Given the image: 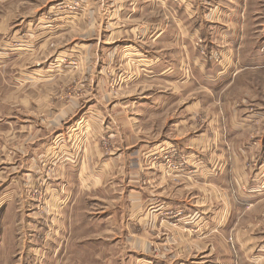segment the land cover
<instances>
[{
  "label": "rangeland",
  "instance_id": "1",
  "mask_svg": "<svg viewBox=\"0 0 264 264\" xmlns=\"http://www.w3.org/2000/svg\"><path fill=\"white\" fill-rule=\"evenodd\" d=\"M164 1L0 0V264H25L26 252L36 264H134L126 230L119 246L83 247L91 236L116 239L91 235L88 215L109 209L125 225L145 196L180 191L219 206V233L196 242L176 223L141 232L155 255L228 264L251 254L244 233L264 230V203L248 206L264 191V0ZM55 138L72 146L71 173L89 146L98 167L121 155L108 175L120 177L118 195L75 184L67 204ZM169 140L157 156L148 151L166 177L151 185L134 156ZM199 166L220 184L191 183Z\"/></svg>",
  "mask_w": 264,
  "mask_h": 264
},
{
  "label": "crops",
  "instance_id": "2",
  "mask_svg": "<svg viewBox=\"0 0 264 264\" xmlns=\"http://www.w3.org/2000/svg\"><path fill=\"white\" fill-rule=\"evenodd\" d=\"M152 1L154 3H167L164 0H161L160 2L159 0ZM141 3L146 2L143 1ZM135 9H133V11L130 13L131 17H134L136 14L139 16V13L136 12ZM161 29L162 28H158L157 30L159 31ZM166 33L167 30H161L157 33V35H155L154 38H162L164 35H166ZM157 98L158 99L154 101L156 104L162 105L163 103H165L166 96L161 95ZM156 111L157 110H155V112ZM40 142H42L41 146H38L36 151L37 163L45 156V151L47 150V148H45L44 146L45 144L43 140H40ZM55 143V146H48L50 148L51 152H49L50 154H52V158L58 159V165L60 164L59 167H61V169H59L58 171V177L54 178V180H57L59 184L65 188L66 193L63 197V200L67 202V204H69L73 198L75 184H82L85 193H96L98 191L110 194L112 193L113 196L110 198H114L118 195L120 188H122L120 185V177L118 176L115 177L116 179L109 180L108 175L115 176V174L117 173L113 171V167H115L116 164L121 162V160L123 159L121 155L117 156L112 163L111 161L101 162L100 166L98 167V157H96V151L93 152L89 146V148L87 147L84 149L86 154L83 153V160L79 159L77 162V164H79V166H77L78 169L74 173H71L70 168L71 164H73V161L70 159V154L68 155V151L65 150H69L72 146H68L67 143L58 140H56ZM172 143L173 142H171L170 140L165 141L163 143H155L146 146L142 152L139 151V153L137 152V154L134 153L136 155L134 156L135 158L133 159V161H137L138 169L141 170L142 168L143 174H146V178L149 180V183L151 185L152 183H165L166 181L164 179L166 177L162 174L163 171L160 166L161 161L159 159H151V157H149L150 154H148V151L157 156L159 154V152L157 151L158 149H163V147H167V145H170ZM175 144L185 151H188V148L193 147L190 144ZM48 156L49 155H46L45 158H47ZM93 157L96 158V160H93ZM191 178H193L191 179V183H195V185L199 187H203V184H208V186L211 188H214L215 183L219 185V180L221 179V177H214L213 175H211V177L205 178L202 166L196 168ZM217 178H219V180L215 181V179ZM230 180L231 178L226 179L227 182H230ZM178 194L179 197L177 196V193L169 195L150 194L148 196H145V199H147L145 205H143V207L135 208L133 211H131V218L128 219V222L125 225L124 223H122V225L118 224L119 226L115 224L113 222V216L115 215V212L109 209L105 210L103 208V211L101 212L97 211L96 213H90L87 219L89 223L93 226L91 235H93L94 233L98 234L100 232H114L115 234H113V236L116 237V239L111 240L103 237L93 239L91 236V238L84 239V243L81 244L83 245V247L86 248L92 247V243L97 246H119L117 238L118 234L116 232H119L120 230H126L130 233H133L132 239H130L132 242H130L129 246L127 245V247L130 248L128 250L130 254L129 257L132 258L134 264H170L171 255H155L152 250V244L147 238L145 239L140 235L141 232H143L142 234L146 235L147 232L152 234L154 232H159L160 230L162 231L164 226L165 228H171V225H168V223H176L177 227L180 228L181 234L188 233L191 239L196 242L207 240L219 233V228L216 225L221 215L219 206L206 199H200L201 194H198V192H196V199L193 201H189L193 198H182V196H184L185 194L181 191ZM249 196L250 198H252L253 196L252 204L250 203L248 205L251 208H255L256 206H259L264 203V191H260L256 195H252L251 193V195ZM2 198L3 197H1V199ZM233 199L235 200L234 196ZM98 201L101 202L102 200L98 199ZM224 205L225 207L222 209L225 214L224 216L226 217L228 214L230 218L233 206L231 203L228 202L224 203ZM237 205L239 209H246L244 208V206H241L239 202H237ZM234 208L237 207L234 206ZM161 221L168 222L162 224ZM226 224H229L230 227L229 219ZM256 235L257 234L254 233H244L245 239H243V241L245 243L241 241L240 246L244 245V249H251V254L252 251H258L259 254L256 257H252L251 254L235 257L236 262H230L228 264H242V261L244 263H252L258 259L261 263L264 262V230L258 233L257 236ZM237 246H239V244ZM28 254L29 252L25 253L23 261H25V264H33L34 262L31 261L32 258L27 256ZM54 260V264H57L58 259L54 258ZM40 261L41 263L43 262L42 260ZM175 261H177V264L204 263L202 261L195 262L193 260L189 261L185 259H176ZM34 264H36V262Z\"/></svg>",
  "mask_w": 264,
  "mask_h": 264
}]
</instances>
